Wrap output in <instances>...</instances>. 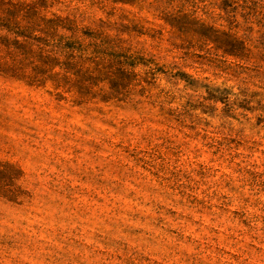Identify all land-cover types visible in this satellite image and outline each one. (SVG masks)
Listing matches in <instances>:
<instances>
[{"label":"rangeland","instance_id":"obj_1","mask_svg":"<svg viewBox=\"0 0 264 264\" xmlns=\"http://www.w3.org/2000/svg\"><path fill=\"white\" fill-rule=\"evenodd\" d=\"M0 264H264V0H0Z\"/></svg>","mask_w":264,"mask_h":264}]
</instances>
